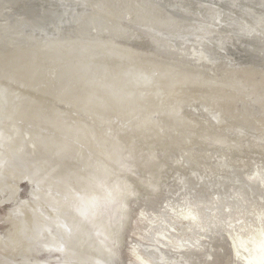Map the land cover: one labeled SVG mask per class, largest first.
I'll use <instances>...</instances> for the list:
<instances>
[{"label": "bare ground", "instance_id": "bare-ground-1", "mask_svg": "<svg viewBox=\"0 0 264 264\" xmlns=\"http://www.w3.org/2000/svg\"><path fill=\"white\" fill-rule=\"evenodd\" d=\"M132 1L0 0L14 35L59 36L68 25L77 34L88 25L105 30L93 40L106 51H134L122 65L62 60L44 76H10L24 87L14 85L7 100L22 93L25 107L17 116L0 99V135L16 143L0 149V195L9 190L0 196V264H116L125 231L128 264L264 263V146L256 143L264 144V0ZM31 38L28 54L40 41ZM16 47L0 59L23 55ZM165 63L196 74L172 79L173 89L175 73L156 67ZM110 65L123 76L115 85L125 105L99 103L117 89L105 77ZM213 82L226 87L212 95ZM218 96L240 100L237 111L257 123L232 117ZM22 180L40 186L31 201L21 200Z\"/></svg>", "mask_w": 264, "mask_h": 264}, {"label": "water", "instance_id": "water-1", "mask_svg": "<svg viewBox=\"0 0 264 264\" xmlns=\"http://www.w3.org/2000/svg\"><path fill=\"white\" fill-rule=\"evenodd\" d=\"M128 3H130L133 6L135 4V2H133L132 0H129V1L128 0H123V1H121V0H111V5H113V6H116L118 4L119 7H123V6L125 7ZM157 8H159L161 11H164L163 10L164 7L162 8V7L158 6ZM6 10L7 11L10 10V8H8V9L6 8ZM1 19H0V22L2 24H6V26L5 25L4 26L0 25V29L5 28V29H2V31H4V32H0V50H4V52H5L7 50L11 51V50L14 49V51H15V49H17L16 46H20L21 49L25 50L23 55L16 54L15 58H9V61H7V60L3 61V59H0V99L3 100V106H5V107L10 106L11 107V105H12L11 108L15 109V111H13V112H16L17 116L18 115H24L23 113H24V107L25 106H23L24 102L21 101V99L23 97V94L22 93H18V95L20 96V99L16 100L14 103H12L11 100L8 102L7 98L9 96H11L10 93L12 91L14 93H17L13 89L14 85L17 84V83H15L16 80L11 79L10 76H12L15 79H17V74L18 73L21 74V72H23V71L29 77L44 76V74H45V71H44L45 66L46 67L47 66L50 67V65H54L56 62L59 64V62H62V60H63V62L73 63L75 61L83 62V60L85 59L88 62V65L90 66V64H91L90 61L91 60L96 61L97 59H99V61L102 62V61H108L110 59H113V60H116V62H118L119 65H122V64L127 63L129 55L134 53V51H132L130 48H126L127 50H121L120 48L117 49L116 47H114L116 49L115 50L112 49V52H109L110 50L106 51L105 48H101V47H103V42H101L102 40L99 39L101 37L99 35V33H102L104 29H101V30L95 32V30H92V31L89 30L88 29V25H86L85 27H82V28L78 29V31H80V32L77 31V34H74V31H76V27L74 25H68L66 27H63V29H61V32H60L59 36H57V34H54L53 37H55V38H53V37H41L42 35H40L38 33L37 34H35V33L34 34H30V33H27V32H24V34L18 33L17 35H14L10 31H13V30L16 29V27H15V25H16L15 22L16 21L13 20V22H11V23L8 21L10 23V24H8L7 21L1 20ZM32 35L33 36L35 35V38H38L40 41L38 43V46H37L36 50L33 52V54H28L26 52V50H28V49L30 50L31 49L29 47H31V42H32V40H31L32 38L31 37H33ZM81 36H85V37H81ZM11 37H14L15 40L10 42V38ZM94 37H99L98 38L99 40L97 39V41H94L93 40ZM44 38L45 39H49V40H44ZM118 41L115 39V41H113V42H116V44H118ZM121 42H122V40L120 39L119 44H121ZM33 45H35V44L33 43ZM39 46L43 47L44 50L39 49ZM130 47L131 48L134 47V49L136 48V46H133V47L130 46ZM99 48L101 49V51H106V52L104 54H101V55H99V54L93 55V54H96L94 52L96 50H98ZM41 53L42 54L44 53V55H47L46 58L48 57V59L41 60L40 59L41 56L39 55ZM26 54H28V55H26ZM72 60H75V61H72ZM154 61H156V60H154ZM157 62L158 61H156V63ZM27 64H30V65H27ZM159 64L156 66L157 68L161 67V66L168 67V71H166L164 73H168L170 75H171V73H175L174 76H172L171 80L172 79H176L177 77H180V78H183V79L184 78L185 79H193V77L189 74V72L191 74H196L194 72L195 70H192V69L187 71L186 73H184L185 72L184 69L175 67V65H173L172 63H165L167 65H159ZM30 66H31L32 69H31L30 73L28 74L27 69ZM115 67H117V66L115 65ZM110 68H112V69H110ZM110 68L105 72V77L107 79V82H109V84H112L113 86L117 87V89L114 90L113 93L108 90V92H111L112 94L101 95L100 98H103V99H101V100L99 99V103L102 104V102H104V104H105L106 102H111L110 105H114V104L125 105V104L128 103L126 101L127 96H123L124 93L122 92V89L115 85V84H118L117 83L118 79H120L119 81L123 80V76H120V74L117 72L118 67H117V69H114V67L110 65ZM151 69H153L152 66H151ZM198 71L200 73L204 72L201 69V67H199ZM242 72L243 71H241V73ZM10 73H12V74H10ZM53 73L58 75V73H56V72H53ZM161 74L162 73H159L158 71L157 72H152L151 71V76L152 77H157V76L161 77L160 76ZM183 74H185V75H183ZM232 74L233 73L231 72L230 73L229 82L232 81L233 84H235L236 79H235V77ZM243 74H245V73L243 72ZM3 75H8V77H5ZM228 75H229V73H228ZM198 77H201V75H199ZM53 78H55V77H53ZM201 79H202V77H201ZM110 80L112 82H110ZM179 80H181V79H179ZM172 81L173 82L170 83L168 85V87L171 86V88L174 89L173 85L176 84V81H174V80H172ZM148 82H150V80H148ZM17 85L20 86L21 88L24 87V86L21 85V83L17 84ZM209 86H210V88H208L209 89L208 91H210V93L212 95L217 94L218 92L224 90L225 87H226V86H224V85H222L220 83H214V82L210 83ZM122 88L126 89L127 87H122ZM136 88H140L138 83L136 84ZM252 88H255V86H252ZM163 90H164V87H163ZM105 92H107V89L104 90V94H105ZM134 96H135V98L140 97L141 93L138 94V95H134ZM130 97H132V95H130ZM209 97H210L209 99H211V96H209ZM113 98H116V99L111 100ZM120 98L122 99V101L117 102V100H119ZM214 99L219 101L216 104H218V105L220 104L221 106L225 105V107H227V106L230 107L229 108L230 109L229 110V114L232 117L238 118L241 122H246V121L250 122L251 121L253 124L257 123V120L256 121L253 120L252 119L253 117L251 115H247V114H245L244 112H242L240 110L237 111L238 109H243V108H238L240 106V105H238V103L241 102L240 100L235 101L236 99H234V102H233L232 99H227V101L226 100L222 101V100H220L221 98L219 96L218 97H214ZM207 100H208V98H207ZM193 104L194 103L186 104L185 105V108H186L185 111L188 112L189 110H191V108L195 106ZM57 105L59 107H63V106H61L60 103L57 104ZM114 106H116V105H114ZM99 112L102 113V109L99 110ZM101 113H98L97 116H100ZM103 114H105V113H103ZM253 116H255L254 119L255 118L257 119V118L260 117V114L259 115L254 114ZM1 118H4V117L0 116V122H1ZM214 121L217 122L216 119H214ZM217 123H219V122H217ZM217 123L215 125H222L223 124V123L222 124H217ZM15 125L16 126H22V123H21V121L17 120ZM32 128L33 127L28 126L27 130H28V132L30 134H32V131H33ZM0 129H2V128H0ZM1 133L2 132L0 130V134ZM9 137L10 136H2V135H0V149H5L6 148V146L9 144L8 143L9 140L11 139ZM14 138H16V133H14ZM14 138H12V139H14ZM256 143H258L260 146H264V144H260L259 142H256ZM10 146H14L15 147L16 146L15 141H12L9 144V147ZM9 147H8V149H9ZM32 149H33V147L31 145L27 152L32 153V152H30V151H32ZM5 168H6L5 167V163L0 161V178L3 177V175H4L3 172H4ZM72 180L76 181L77 178L72 179ZM1 182L2 181L0 180V184H1ZM75 183H77V182H75ZM3 185L6 186V184H3ZM18 185H20L19 194H20V197H22L21 200H23V201H31V199L35 196L34 194L36 193V191L37 190L40 191V186L36 182H31L30 183L28 180H22V181H20L18 183ZM45 189H46L45 190L46 191L45 195L50 196L52 188L48 189L47 187H45ZM8 191L6 189H2L1 193H5V194H1L0 196H2L3 198L7 197L9 195ZM45 199H47V198H45ZM20 201H18V202L21 203ZM156 204H158V203H156ZM156 204H155V206H156ZM123 248L124 247H122V250H123ZM115 263L116 264H123V262H119L118 260H116Z\"/></svg>", "mask_w": 264, "mask_h": 264}, {"label": "rangeland", "instance_id": "rangeland-1", "mask_svg": "<svg viewBox=\"0 0 264 264\" xmlns=\"http://www.w3.org/2000/svg\"><path fill=\"white\" fill-rule=\"evenodd\" d=\"M24 189V188H23ZM160 206L162 205V202L159 204ZM139 208H136L135 207V210L137 211ZM123 242H124V248H123V250L121 249V253H122V262H123V264H128V259H129V256H128V254H127V249H128V247L131 245V243L130 242H127V237L129 238V235H128V233H126V231H125V234L123 235ZM132 240V239H131ZM129 241H130V238H129ZM137 241V240H136ZM128 243V244H126V243ZM125 253V254H124ZM126 256H128V257H126ZM264 264V263H263Z\"/></svg>", "mask_w": 264, "mask_h": 264}]
</instances>
